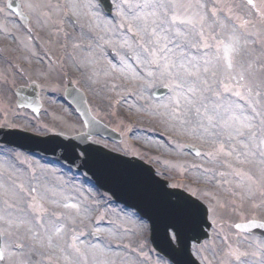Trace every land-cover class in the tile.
<instances>
[{"label":"rangeland","instance_id":"374dc122","mask_svg":"<svg viewBox=\"0 0 264 264\" xmlns=\"http://www.w3.org/2000/svg\"><path fill=\"white\" fill-rule=\"evenodd\" d=\"M19 1L28 16L26 25L0 0V126L42 135L82 132V122L63 95L73 83L86 93L93 114L122 136L120 143L98 137L93 141L138 156L170 185L208 206L210 237L192 244L201 264H264V239L233 228L239 221H264V156L259 146L264 136V0H253L252 6L242 0H200L204 7L198 11L208 14L205 42L211 47L185 45L178 50L201 66L208 60L215 73L208 74L209 83L221 93L216 82L236 87L234 78L243 71L246 89L240 90L245 99L223 95L253 118L256 139L237 137L247 149L229 138L232 129L210 125L178 95L161 53L155 57L158 64L147 62L151 57L141 45H155L148 44L146 35L141 40L137 30L142 22L129 15L145 0H110L109 16L96 0ZM213 19L228 27L221 29ZM233 30L239 54L234 67L227 69L216 37L226 39ZM31 82L39 87L38 118L15 104L14 89ZM158 87L168 92L156 99L152 93ZM201 95L216 100L208 92H197L193 99ZM245 151L249 155L244 156ZM0 234V264H170L152 249L149 225L134 211L113 203L63 165L2 145Z\"/></svg>","mask_w":264,"mask_h":264},{"label":"water","instance_id":"95a60500","mask_svg":"<svg viewBox=\"0 0 264 264\" xmlns=\"http://www.w3.org/2000/svg\"><path fill=\"white\" fill-rule=\"evenodd\" d=\"M100 1L110 11L108 0ZM8 6L21 16L15 0H10ZM166 92V89H158L154 97ZM15 93L19 107L24 106L37 113L40 105L35 85L20 87ZM65 98L83 121L84 133L72 137L59 134L37 136L17 129H0V143L37 153L76 170L86 180L109 193L117 203L135 210L146 219L152 246L172 264H199L191 253V243L199 244L208 238L207 230L211 224L206 207L186 192L169 188L168 182L159 178L154 169L140 159L126 157L90 141L94 135L113 141H120L121 137L90 114L82 92L68 86ZM190 202L199 206L200 211L195 215L182 211ZM235 228L264 236V224L261 223L238 224ZM170 231L174 233L175 243Z\"/></svg>","mask_w":264,"mask_h":264},{"label":"snow or ice","instance_id":"6c2138e0","mask_svg":"<svg viewBox=\"0 0 264 264\" xmlns=\"http://www.w3.org/2000/svg\"><path fill=\"white\" fill-rule=\"evenodd\" d=\"M248 3L251 4L252 0H248ZM134 7L136 11L130 12L129 15L134 21L142 22L137 30L141 34V40L146 35L148 44L155 45L152 48L141 45L142 51L151 57L147 62L158 64L155 57L157 52L161 53L163 67L174 78L173 83L178 95L186 101L189 107L195 109L198 116H204L212 126L219 125L221 128L232 129L229 132L230 139L237 140V137H243L246 141H254L257 133L254 130L256 125L253 118L245 115L243 109L235 101L223 95V93H229L231 97H236L238 100L245 99L240 90L246 89V85L243 83L246 79L243 71L234 78L237 81L236 87H230L223 80L217 81L216 83L223 88V93H221L209 83L210 76L208 74L211 73L214 76L215 73L209 67L208 60H204L201 66L195 58L178 51L185 45L197 49L201 46L204 49L211 47L205 42L204 24L207 22V17L198 11L204 7L200 0H196L195 4L181 3L180 0H145L143 4H137ZM216 15V11H213L212 17L215 18ZM149 18L151 27H149ZM228 19L231 17L229 16ZM212 23L218 24L221 29L228 27L225 22L219 19H213ZM129 31H132L131 24H129ZM193 36L196 37L195 41ZM216 38L218 49L219 47L223 48L222 59L225 67L232 69L239 54V37L233 30V33L226 39H220L219 35ZM169 45H174V47H169ZM166 53L170 55H166ZM241 67L243 66L241 65ZM249 76H251L250 72ZM247 91L251 92V89H247ZM197 92L211 93V96L216 97V100H210L208 96L203 95L199 99H193ZM177 103L179 104V100ZM197 104L200 106L197 107ZM261 125L264 126V120L261 121ZM237 143H241L242 147L246 149L249 147L244 141L237 140ZM252 146L256 147L255 144ZM259 146L262 148L260 154L264 156V136L261 137ZM223 147V145L220 146L221 151H223ZM243 155L247 156L249 152L245 151ZM182 211L195 215L200 209L198 205L190 202Z\"/></svg>","mask_w":264,"mask_h":264}]
</instances>
